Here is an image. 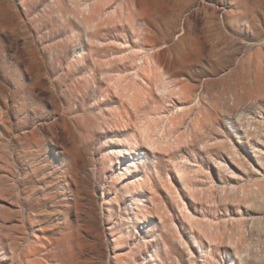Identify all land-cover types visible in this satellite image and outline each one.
I'll return each mask as SVG.
<instances>
[{"label":"rangeland","instance_id":"obj_1","mask_svg":"<svg viewBox=\"0 0 264 264\" xmlns=\"http://www.w3.org/2000/svg\"><path fill=\"white\" fill-rule=\"evenodd\" d=\"M126 215L137 263L264 264V0H0V264H119Z\"/></svg>","mask_w":264,"mask_h":264},{"label":"bare ground","instance_id":"obj_2","mask_svg":"<svg viewBox=\"0 0 264 264\" xmlns=\"http://www.w3.org/2000/svg\"><path fill=\"white\" fill-rule=\"evenodd\" d=\"M206 70L207 69H205V71ZM25 113H27L26 110L23 111V114H24V118L28 119V122H29V120H31V117H30V115H26ZM32 123H33V121L31 120V124ZM29 127H30V125H29ZM31 127H32V130H30V132H28V133L33 136L34 144H35L36 148L34 147V145L32 147L30 145L31 143L29 145H27L30 148L27 149L25 153L29 156L38 155L37 154L39 151L38 146L41 145V143H43V140L41 138H39V136L37 137V135L40 133L39 128L36 126H33V125ZM26 136H27V134H26ZM47 143L50 144V146H52V147L55 146V142L51 138H49ZM124 153H128L127 150H124ZM111 162H112L111 166L113 167V171H114L116 163L113 162L112 159H111ZM33 177L35 178V180L37 182H40L41 178H42V177H40V171L36 169L34 174H33ZM116 181H117V179L115 180V182ZM117 184H119V181L116 182V185ZM131 187L132 186L130 184L124 185L122 187V189L118 192L116 198L114 199V202L119 201V199L123 195L124 189L125 190L127 189L128 192H131V190H130ZM44 198H48V201L51 202V210H50V215L48 217V222H47L49 224L48 231H49V237H50L49 239H50L51 248H53V249L64 248L63 254L65 257H67V263H69L68 259L72 263H75L76 260H80V258H82V256H83V254L86 253L85 250L88 248L87 246H90V243L88 242L89 240L86 241L84 239V237H83L84 231H82V227H74V225L73 226L71 225L73 222L72 223L69 222L70 223L69 224L68 222L62 221L61 215H54L55 213H58V214L60 213V207H61V203H62L58 199V197L55 193L50 192V194ZM143 217H144V215H142V218ZM129 218H130V216L126 215L127 221H124L123 225H126V226H124V228H121L117 224L113 223V226H114L113 230L115 232L112 234V237H113L112 242H113V245L115 247L114 258H115L116 262L119 264H126V262L133 263V264H140V260H145V256L147 255L148 252H151L152 256H157V254L155 253V251L153 249L154 246L147 243L146 244L147 247L145 249V252H142V255H140L141 258H140V256L136 255L135 250L137 248H136V246H132V245L134 244V240H135V237L137 236V233H136V230L133 229L135 227V225L134 224L131 225V223L129 222ZM149 235L150 234L148 233L147 237H149ZM125 244H128V246H125ZM123 250H125V251H123ZM137 257L140 258L138 263L136 260ZM124 261H126V262L123 263ZM176 262H177V260H176Z\"/></svg>","mask_w":264,"mask_h":264}]
</instances>
